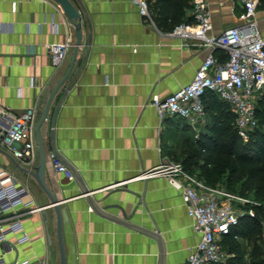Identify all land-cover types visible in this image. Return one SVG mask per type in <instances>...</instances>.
<instances>
[{
  "label": "crops",
  "instance_id": "obj_1",
  "mask_svg": "<svg viewBox=\"0 0 264 264\" xmlns=\"http://www.w3.org/2000/svg\"><path fill=\"white\" fill-rule=\"evenodd\" d=\"M72 2L86 15L75 60L77 29L58 3L0 0V108L8 112H0V131L35 108L38 149L30 167L0 136V168L30 191L39 208L32 212L34 205L21 206L10 214L20 215L28 239L21 232L9 234L7 245L13 250L4 255L6 263L29 259L31 264H60L57 214L30 172L41 163V140L44 182L61 200L66 264H186L200 236L181 191L165 175H143L165 161L182 164L190 141L199 140L210 123L209 111H217V97H205L206 122L198 130L180 117L161 119L150 100L191 82L211 51L220 63L228 56L173 35L174 29H162L132 0ZM210 9V34L238 23V10L230 1L210 0ZM187 17L185 24L193 25L192 9ZM257 19L264 36V4H259ZM68 37L74 45L56 68L49 46ZM51 151L74 179L55 171ZM238 240L243 263L250 264L253 247L245 237ZM4 248L0 245V254ZM223 249L228 264L236 254Z\"/></svg>",
  "mask_w": 264,
  "mask_h": 264
},
{
  "label": "built area",
  "instance_id": "obj_2",
  "mask_svg": "<svg viewBox=\"0 0 264 264\" xmlns=\"http://www.w3.org/2000/svg\"><path fill=\"white\" fill-rule=\"evenodd\" d=\"M49 2L50 0H44ZM237 12L238 23L219 34H210V0H192L194 24L182 23L172 31L184 39H194L195 44L210 50L221 49L228 59L220 63L211 51L187 85L165 98L153 96L150 104L161 119L175 116L185 119L194 129L206 122L205 97L212 93L227 103L234 114V127L241 139L248 141L259 125L257 104L264 94V36L259 28L257 13L260 0H228ZM143 16H150L148 0H132ZM224 4V2H221ZM73 40L56 42L49 46L52 66L58 68L73 46ZM0 112H8L0 108ZM37 110L28 109L15 118L12 125L2 128L0 136L13 155L32 167L38 157L35 137ZM199 137V131L195 134ZM55 171L67 179H74L73 171L56 151L49 154ZM162 174L169 178L182 194L184 205L192 220V228L200 236L190 249L186 264H222L227 255L221 245L222 238L240 222L243 216L255 217L256 207L262 202L233 193L225 188L213 187L187 171L180 163L165 161L143 177ZM34 205L27 188L19 187L14 176L0 168V264H31L29 259L6 263L4 255L13 248L7 245L10 233L21 232L28 239L20 215L10 216L19 207ZM39 208L34 205L32 212ZM15 217V218H14ZM18 218V219H16ZM12 225L7 227L10 220ZM264 228V220L262 221ZM43 264H47L44 262Z\"/></svg>",
  "mask_w": 264,
  "mask_h": 264
},
{
  "label": "trees",
  "instance_id": "obj_3",
  "mask_svg": "<svg viewBox=\"0 0 264 264\" xmlns=\"http://www.w3.org/2000/svg\"><path fill=\"white\" fill-rule=\"evenodd\" d=\"M148 1L151 18L162 29L173 30L177 25L188 23L187 12L192 8V0ZM207 96L215 97L212 93ZM215 102L217 111H209L210 123L199 140L190 141L182 164L206 183H219L264 205V94L257 104L259 125L248 142L239 137L229 105L218 98ZM263 220V206H258L255 217H241L239 224L223 237L221 245L236 254L228 264H245L238 240L241 237L247 238L253 247L250 264L264 263Z\"/></svg>",
  "mask_w": 264,
  "mask_h": 264
},
{
  "label": "water",
  "instance_id": "obj_4",
  "mask_svg": "<svg viewBox=\"0 0 264 264\" xmlns=\"http://www.w3.org/2000/svg\"><path fill=\"white\" fill-rule=\"evenodd\" d=\"M56 3H58L65 15L69 20L72 21L73 25L77 29V41L75 44V55H74V60L76 58L77 52L82 45V24H83V19H86V15L83 11L78 10V8L74 5L72 0H53ZM71 73V71H70ZM68 88L64 91V94L67 93ZM53 98V97H52ZM49 100L47 107L45 111L43 112V120L42 122L46 119L49 109H50V104L51 100ZM61 103V102H60ZM54 125V121H52V126ZM40 152H41V163L40 165L35 168L34 171H30L33 176L37 178V180L40 182L41 186L43 189L46 191V193L49 196V199L51 201V206L54 207L56 214H57V243L59 247V252H60V264H66V253H65V247H64V241H63V217H62V212H61V207H60V202L59 200L46 186L43 178V172H44V166H45V150L42 144V141L40 140ZM83 193H89V191H86L84 189Z\"/></svg>",
  "mask_w": 264,
  "mask_h": 264
},
{
  "label": "rangeland",
  "instance_id": "obj_5",
  "mask_svg": "<svg viewBox=\"0 0 264 264\" xmlns=\"http://www.w3.org/2000/svg\"><path fill=\"white\" fill-rule=\"evenodd\" d=\"M260 4H264V2L261 1ZM149 13H150V11H149ZM150 15H151V14H150ZM249 140H250V138H249ZM249 140H248V141H249ZM242 141H243V142H248V141H244L243 139H242ZM212 186H213V187H216V188H217V187L225 188L224 185H221V184H219V183H217V184H215V185H212Z\"/></svg>",
  "mask_w": 264,
  "mask_h": 264
}]
</instances>
